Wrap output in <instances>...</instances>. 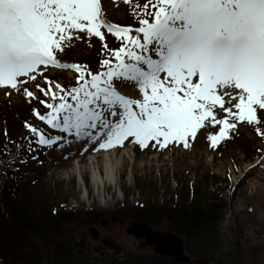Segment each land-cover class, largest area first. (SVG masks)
<instances>
[{"label":"snow or ice","instance_id":"snow-or-ice-1","mask_svg":"<svg viewBox=\"0 0 264 264\" xmlns=\"http://www.w3.org/2000/svg\"><path fill=\"white\" fill-rule=\"evenodd\" d=\"M132 15L138 26L110 23L101 0H0V88L23 90L48 110L33 109L40 121L95 143V151L130 138L141 149L150 142L188 148L209 124L219 126L207 137L213 148L239 123L264 137L258 115L264 111V0H145L133 5ZM80 34L103 42L96 72L57 57ZM106 34L120 46L109 48ZM49 66L73 70L76 84L66 88L49 79ZM29 82L48 99L30 91ZM116 82L134 85L138 98L122 94ZM25 127L39 146L74 142ZM27 143L32 151L33 141Z\"/></svg>","mask_w":264,"mask_h":264},{"label":"rangeland","instance_id":"rangeland-1","mask_svg":"<svg viewBox=\"0 0 264 264\" xmlns=\"http://www.w3.org/2000/svg\"><path fill=\"white\" fill-rule=\"evenodd\" d=\"M137 2L144 3L145 0H132V4H125L124 0H101L102 10L105 19L110 23L120 26H138L132 15V7ZM80 40H72L65 45L62 53H57L59 60L66 63L82 64L86 58V52L90 55L93 65L89 68L96 72L99 70V63L103 57V42L99 38L91 39L80 34ZM105 42L109 48L120 46L111 34H106ZM85 64V63H83ZM45 75L54 82L61 83L68 88L76 84L77 73L70 69H56L48 67ZM36 84L45 86L43 78H38ZM118 90L130 98H138L139 93L131 83L116 82ZM26 87L33 91L40 99L44 97L36 89L35 84L29 82ZM38 109L41 114L48 110L36 100H31L24 96L23 90L0 88V154L7 149V145L18 142L21 139L33 141L32 151L27 149V158L19 170L9 174L0 171V182L5 177V187H16V198L20 200L27 214L32 217L40 216V209L44 205L56 208L57 211L70 212V220L66 231H71L77 240L83 234L90 235L88 228L96 229L101 237H110L122 247L125 253H119L116 259L141 258L145 264H171V259L157 262L152 253L151 247L141 246L140 239H136L126 232L130 226L131 219L136 215L135 209L144 205H165L173 202L178 208L192 206L198 199L211 196L215 200L224 214L219 227V237L224 246L233 245L236 236L233 234L234 227L241 228V237H237L241 243V249L247 264H264V191L261 187L254 189L250 179L237 184L241 179L246 165L257 161L256 153L262 152L259 157L264 156V137L257 134L255 126L246 123H239L237 130L230 133L231 138L221 141L216 148H213L207 139L209 134H217L219 126L211 124L200 129L194 140L190 141V147L184 148L182 144H170L161 149L155 142H150L149 146L141 149L134 144L131 138L123 146L130 145L138 156L164 155L174 153L175 160H167L161 168L156 166L147 169H132V176L127 180L128 165H126L118 179L117 186L109 187L108 193L118 192L120 188L125 195L124 202L120 203L116 209L103 211L101 209L72 208L71 202L75 205L81 197V187L85 183L87 190L90 186V173L83 174V182L78 184L75 176L68 179H60L58 173L65 163V155L69 149L65 146L60 149L57 144L51 148L35 144V137L29 129L25 127L26 122L38 129H42L47 135H61L66 139L74 140V137L60 133L51 129L43 121H40L34 114L33 109ZM224 113L217 110V117L223 118ZM260 117H264V111L258 112ZM264 128V123L260 125ZM5 133L7 135H5ZM237 135L234 139L233 136ZM233 139V140H232ZM82 143L80 155L95 152V143L80 140ZM131 143V144H130ZM25 144L28 145L26 142ZM155 145V146H153ZM127 148V147H126ZM45 154H41V152ZM64 156V157H63ZM78 156L72 155L70 158ZM33 157H36L33 159ZM67 159V158H66ZM256 172V171H255ZM259 172V170H257ZM256 172V173H257ZM256 188V187H255ZM89 192V191H88ZM93 190L91 189L90 196ZM116 199V198H115ZM192 199V200H191ZM41 211V212H40ZM159 230L166 229V225L158 226ZM232 234L234 235L232 237ZM90 249L99 246L92 243L90 237ZM35 242L40 240L33 238ZM103 254L111 253L108 249H102ZM255 252V260L251 259ZM94 255V254H92ZM107 255V254H106Z\"/></svg>","mask_w":264,"mask_h":264},{"label":"trees","instance_id":"trees-1","mask_svg":"<svg viewBox=\"0 0 264 264\" xmlns=\"http://www.w3.org/2000/svg\"><path fill=\"white\" fill-rule=\"evenodd\" d=\"M5 159V162L0 160V170L5 168V172L10 174L18 168V158L12 151L6 154ZM43 210L45 213L43 221H36L27 214L21 201L17 200L16 187L6 188L5 183H0V258L4 259L6 264H19L23 262L21 260H27L31 264H65L62 255L70 257L74 253L69 242L67 245H61L60 249L56 244L63 238L56 230L57 226H60V219H65L67 215L56 213L47 206H44ZM138 218L155 227L166 224L168 231L184 238L187 251L198 258L215 264H247L237 239L241 237L240 230L235 237L236 243L223 251L224 246L218 237V224L223 215L220 205L208 196L199 199L188 209H180L173 204L138 209ZM34 228L46 238L53 236L59 239L47 244L50 246L43 250H27L24 242L26 232ZM81 259L83 260L75 264H115L108 260H94L86 254H82ZM127 264H143V260L137 257Z\"/></svg>","mask_w":264,"mask_h":264},{"label":"bare ground","instance_id":"bare-ground-1","mask_svg":"<svg viewBox=\"0 0 264 264\" xmlns=\"http://www.w3.org/2000/svg\"><path fill=\"white\" fill-rule=\"evenodd\" d=\"M75 142H73L74 144ZM68 146L65 144L62 148ZM61 148V147H60ZM79 150V147L70 151L65 158L64 166L58 171L60 179H70L75 176L78 179V184L82 182L83 174L90 173V186L93 190L92 196H89L87 187L80 185L82 192L78 204L75 205L71 202L72 208H83V209H101L103 211L116 209L120 203L124 202V192L118 188L116 197L110 199L109 193L105 198V192H109L108 188L104 184L108 182L109 187H116L120 174L123 168L128 165V172L132 175V169L134 167L139 169H147L156 166L161 168L167 160H175L174 153L164 155H151L138 156L135 150L128 148L121 149H110L107 152H99L92 154H85L70 158L75 152ZM258 167V163L253 165H246L244 172L241 175V179L238 181V185L244 181L250 179L254 189L261 187L264 191V168H261L260 172H255ZM102 183V184H101ZM88 194V197H87ZM116 198V199H115Z\"/></svg>","mask_w":264,"mask_h":264},{"label":"water","instance_id":"water-1","mask_svg":"<svg viewBox=\"0 0 264 264\" xmlns=\"http://www.w3.org/2000/svg\"><path fill=\"white\" fill-rule=\"evenodd\" d=\"M129 231L137 237L145 236L146 243L153 245L155 253L170 255L178 262H190V258L184 255L182 240L179 237L152 231L148 225L138 223L133 224Z\"/></svg>","mask_w":264,"mask_h":264}]
</instances>
